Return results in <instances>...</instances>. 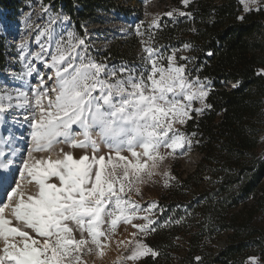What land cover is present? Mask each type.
Returning <instances> with one entry per match:
<instances>
[{
	"label": "snow or ice",
	"instance_id": "snow-or-ice-1",
	"mask_svg": "<svg viewBox=\"0 0 264 264\" xmlns=\"http://www.w3.org/2000/svg\"><path fill=\"white\" fill-rule=\"evenodd\" d=\"M182 2L188 5L190 0ZM241 2L246 11L258 4V0ZM165 15L171 17L173 12ZM153 24L159 27L155 20ZM48 35L54 39L52 33ZM83 44L82 39L78 41V45ZM78 45L65 48L57 42L51 54L48 66L55 69V82L47 88L41 78L35 91L38 118L34 113L33 147L18 175L9 180L6 174L12 171L11 166L0 163V264H88L85 257L105 256L120 224L137 231L131 233V239L117 242L118 247L130 251L118 257L116 264L159 255L138 238L156 231L155 220L139 216V212L151 213L157 205L141 209L131 193L140 195L137 185L151 179L168 156L192 145L175 126L191 119L192 111L202 114L211 108L204 103L209 94L207 85L199 78L189 79L186 65L176 64L175 53L166 58L165 65L161 63L163 54L145 45L146 67L137 72L125 66L110 69L90 59L85 62L83 56L74 55ZM32 71L30 68L28 74ZM257 74L264 75V69ZM193 101H200L202 107L193 109ZM74 125L80 131H75ZM94 130L99 139L93 138ZM101 143L109 149L106 155L98 154ZM57 144L90 148L91 155L86 151L76 158L63 148L55 160L51 155H33L52 153ZM162 148L171 151L162 153ZM164 175L174 179L168 172ZM32 185L35 193L27 190ZM136 219L145 223H133ZM249 261L260 264L257 257Z\"/></svg>",
	"mask_w": 264,
	"mask_h": 264
},
{
	"label": "trees",
	"instance_id": "trees-1",
	"mask_svg": "<svg viewBox=\"0 0 264 264\" xmlns=\"http://www.w3.org/2000/svg\"><path fill=\"white\" fill-rule=\"evenodd\" d=\"M25 1L0 0V8L14 17ZM42 1L53 11L63 9L78 26L97 6L114 5ZM174 1L185 15L165 16L158 34L191 77L211 83L205 99L211 108L193 111L182 127L199 158L191 169L174 164V179L160 195L159 223L146 240L159 255L140 264H248L250 257L264 264V75L257 74L264 69V6L245 11L240 0ZM136 42L135 35L114 42L103 55L122 57ZM6 60L0 34V69Z\"/></svg>",
	"mask_w": 264,
	"mask_h": 264
},
{
	"label": "rangeland",
	"instance_id": "rangeland-1",
	"mask_svg": "<svg viewBox=\"0 0 264 264\" xmlns=\"http://www.w3.org/2000/svg\"><path fill=\"white\" fill-rule=\"evenodd\" d=\"M112 1L113 6H97L92 17L81 20V26L76 25L63 9L53 11L42 0L25 1L14 17H9L7 11H3L0 8V34L3 36L7 46L6 64L0 69V105L3 106V111H0V163H7L11 166L12 171L6 174L9 180L18 175L17 170L21 167L23 160L28 157L29 151L33 147L31 133L34 130L32 127L34 113H36L38 118V113L35 109V91L41 85V78L43 79L44 87L47 88H51L55 82V69L48 65L52 62L51 54L55 53L57 42L65 48H70L72 45H78V41L82 39L84 44L76 47L74 55L83 56L85 62L90 59L96 63H104L110 69L125 66L136 69L137 72L143 70L146 67L144 60L146 53L143 51L145 45L158 49V55L163 54L165 57L162 61L163 64L166 65V58L175 53L176 64L184 65L177 57L174 48L166 51L164 43L158 34L160 22L167 16L165 13L172 11L173 15L167 17L171 20L178 19L181 13L178 3L174 0ZM180 3L183 4L182 1ZM242 5L245 10L243 3ZM261 6H264V0H258V4H252L249 7L250 9H257ZM116 13H119L118 15L123 14L127 19L130 20L132 18L133 21H136L133 31L137 37V42L135 46L125 52L124 56L119 58L112 55H103L105 52L100 50L103 43L113 44L115 42L122 44L128 40L120 34V36H117L115 24L119 19L116 17ZM154 20L159 27L153 24ZM143 29H145V33ZM49 32L52 33L54 39L49 37ZM138 33H142V35ZM115 38L117 40H114ZM22 43L24 44L23 48H21ZM42 45L43 47H41ZM181 55L185 57L186 53L182 52ZM75 62L78 64L80 61L77 59ZM147 67H150V65H147ZM30 68L33 69L31 75L28 74ZM187 74L189 79L193 81L198 78L191 77L189 73ZM49 77H52V79H49ZM199 80L207 85L209 91L211 83L204 79L199 78ZM44 103H47V101H44ZM192 107L193 109L200 108L202 104L200 101H193ZM175 127L183 134V125L177 124ZM73 129L77 132L80 131L75 125ZM77 138L81 139L82 137L78 136ZM93 138L99 139L95 130L93 131ZM60 148H63L65 152H72L76 158L85 154L86 151L91 155L90 148L87 150L72 149L66 144H57L52 153L38 152L33 153V155L36 157L51 155L52 159L55 160ZM137 150L141 151V149ZM108 151L107 146L101 143L98 154L106 155ZM168 151L171 150L161 149L162 153ZM123 154L130 156L127 152ZM198 158V154L192 147L186 145L185 149H178L173 155L168 156L154 170V175L151 179L137 185L140 188V195L133 191L131 193L132 201L139 204L141 209H148L153 203L157 205L156 208L152 209L151 213L141 211L139 216L149 215L151 219L155 220V227L160 219L159 199L165 187V180H168V182L171 180L164 173L168 172L172 177V169L176 162L184 169H191ZM27 190L35 193L36 188L34 185L27 186ZM2 196L3 194L0 192V198ZM133 223L139 224L145 223V221L136 219ZM134 231L137 230L132 228L131 225L120 224L109 246L105 249V256L103 258L96 256L85 257L88 264H116L118 257L126 256L130 251V248L118 247L117 242L131 239V233ZM150 233L140 235L138 238L146 243ZM76 236L79 238L78 232ZM2 246L0 244V247ZM127 264H140V260L127 262ZM248 264H250V261Z\"/></svg>",
	"mask_w": 264,
	"mask_h": 264
},
{
	"label": "built area",
	"instance_id": "built-area-1",
	"mask_svg": "<svg viewBox=\"0 0 264 264\" xmlns=\"http://www.w3.org/2000/svg\"><path fill=\"white\" fill-rule=\"evenodd\" d=\"M119 13H116L115 15H116V17L119 19V17H121V16H124L123 14H121V15H118ZM136 25V21H133V19L131 18L130 20L129 19H127V24H126V28H125V30L124 31H116V33H118V35L117 36H120V35H122L124 38H126V39H130L132 36H134V31H133V27ZM143 32L145 33L146 31H145V29H143ZM120 34V35H119ZM151 40H153L151 37H149ZM114 40H117V38H115ZM111 45L112 44H110V43H103V45L101 46V51H103V52H106V51H108L109 49H110V47H111ZM161 63H162V61H161Z\"/></svg>",
	"mask_w": 264,
	"mask_h": 264
},
{
	"label": "bare ground",
	"instance_id": "bare-ground-1",
	"mask_svg": "<svg viewBox=\"0 0 264 264\" xmlns=\"http://www.w3.org/2000/svg\"><path fill=\"white\" fill-rule=\"evenodd\" d=\"M126 24H127V18L125 16L119 17V21L115 24L116 31H124L126 28Z\"/></svg>",
	"mask_w": 264,
	"mask_h": 264
},
{
	"label": "water",
	"instance_id": "water-1",
	"mask_svg": "<svg viewBox=\"0 0 264 264\" xmlns=\"http://www.w3.org/2000/svg\"><path fill=\"white\" fill-rule=\"evenodd\" d=\"M232 86H234L235 84L234 83H230ZM218 244H219V246L221 247V246H223L224 244H225V240H220L219 242H218Z\"/></svg>",
	"mask_w": 264,
	"mask_h": 264
}]
</instances>
